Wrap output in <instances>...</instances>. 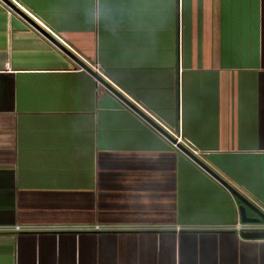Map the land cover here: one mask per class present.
I'll return each mask as SVG.
<instances>
[{"label":"crops","instance_id":"crops-1","mask_svg":"<svg viewBox=\"0 0 264 264\" xmlns=\"http://www.w3.org/2000/svg\"><path fill=\"white\" fill-rule=\"evenodd\" d=\"M8 1L0 264H264V237L224 227L241 201L76 68L96 60L264 209V0Z\"/></svg>","mask_w":264,"mask_h":264},{"label":"built area","instance_id":"built-area-1","mask_svg":"<svg viewBox=\"0 0 264 264\" xmlns=\"http://www.w3.org/2000/svg\"><path fill=\"white\" fill-rule=\"evenodd\" d=\"M14 1V0H12ZM0 2L2 4L5 5V7L9 10L8 7V3H6L4 0H0ZM27 15H29L31 18H33L35 21H37L40 25H42L43 27H45L43 25L42 22H40L36 16H34L33 14H31L30 12H28L26 9H24L23 7H21ZM47 29V28H46ZM48 31H50L49 29H47ZM53 35L59 39L60 41H62V43L64 45H66L68 48H70L63 40H61V38H59L58 36H56V34L53 33ZM71 49V48H70ZM85 63L87 64L88 68L94 72L95 74H97L98 76H100L101 78L105 79L115 90H117L118 92L122 93L133 105H130L128 103H126L123 99H121L112 89H110L107 85L103 86L101 85L105 91H107L109 94H111L112 96H114L115 98H118L122 105L127 108L128 110H130L133 114H135L137 116V118H139V120L141 122H143L146 126H148L155 134H157L161 139H163L171 148L174 149H178L180 150L182 153H184L185 156H187L193 163L197 164L192 158L189 157L188 154H186L185 152H183L177 145V143H180L181 145H183L191 154L195 155L196 157H198L199 159L201 158V154L205 153L204 150H199L195 147H193L191 144H189V142H186L184 140V138L181 137L179 130H175L172 127H169L167 125H165L164 123H162L157 117H155L149 110H147L146 108H144L143 106H141L137 101H135L133 98L129 97L121 88H119L117 85H115L110 79H108L103 72L101 71V69L99 68V64L96 60H92V61H88L85 60ZM76 68L77 69H83L84 67L82 65L76 64ZM95 84H100V80L93 75L92 73H90ZM165 133L169 136L167 137L165 135ZM172 138V139H170ZM198 165V164H197ZM199 166V165H198ZM230 193V192H229ZM231 194V193H230ZM259 210L261 212L264 213V209L263 208H259ZM93 228H97V224H93L92 226ZM180 227L179 224H175L174 228L178 229ZM224 227H229L231 229H233V231H235V233L237 234V236L239 237H244L242 235V231L245 230H264V219L263 218H259L257 220H241L239 215H237V217L235 218L234 222H232L229 225H226ZM0 229H2L0 227ZM13 230H18L21 229V227L18 224H14L12 226Z\"/></svg>","mask_w":264,"mask_h":264},{"label":"water","instance_id":"water-1","mask_svg":"<svg viewBox=\"0 0 264 264\" xmlns=\"http://www.w3.org/2000/svg\"><path fill=\"white\" fill-rule=\"evenodd\" d=\"M6 3L9 5L13 6V3L4 0ZM12 3V4H11ZM18 9V8H16ZM20 10V9H18ZM21 11V10H20ZM23 17L34 24L40 31H42L48 38H50L54 43H56L58 46H60L62 49H64L67 53L72 55L73 57L74 54H72L67 48H65L59 41H57L53 36H51L46 30L41 28L35 21H33L29 16H27L25 13L21 11ZM81 65L87 69L90 73L95 75L100 81H102L105 85H107L110 89H112L121 99H123L126 103L131 104L122 94H120L117 90H115L109 83H107L103 78L92 72L84 62L81 61ZM165 135L169 137L166 133ZM172 139V138H170ZM173 140V139H172ZM178 147L185 152L186 154L189 155L190 158H192L201 168H203L207 173H209L211 176H213L216 180H218L233 196L237 197L241 203L238 205V210H239V215L241 220H257L259 218L264 219V213L261 212L258 208H256L251 202H249L245 197L241 196L235 189H233L225 180H223L220 176H218L213 170H211L204 162H202L198 157L195 155L191 154L183 145L180 143H177ZM245 206L249 207L251 210H253L256 215L255 216H248L245 214ZM243 236H254V237H264V230H245L241 232Z\"/></svg>","mask_w":264,"mask_h":264}]
</instances>
